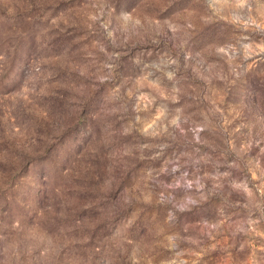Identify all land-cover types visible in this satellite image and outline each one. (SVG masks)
Wrapping results in <instances>:
<instances>
[{"label":"rangeland","instance_id":"1","mask_svg":"<svg viewBox=\"0 0 264 264\" xmlns=\"http://www.w3.org/2000/svg\"><path fill=\"white\" fill-rule=\"evenodd\" d=\"M0 264H264V0H0Z\"/></svg>","mask_w":264,"mask_h":264}]
</instances>
